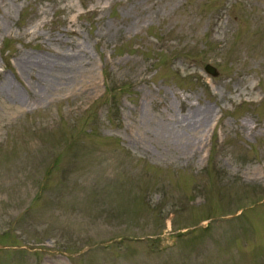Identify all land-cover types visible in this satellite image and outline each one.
<instances>
[{
	"label": "rangeland",
	"instance_id": "obj_1",
	"mask_svg": "<svg viewBox=\"0 0 264 264\" xmlns=\"http://www.w3.org/2000/svg\"><path fill=\"white\" fill-rule=\"evenodd\" d=\"M0 264H264V0H0Z\"/></svg>",
	"mask_w": 264,
	"mask_h": 264
},
{
	"label": "bare ground",
	"instance_id": "obj_2",
	"mask_svg": "<svg viewBox=\"0 0 264 264\" xmlns=\"http://www.w3.org/2000/svg\"><path fill=\"white\" fill-rule=\"evenodd\" d=\"M27 65H28V63H27ZM26 65V66H27ZM24 66H25V64H24ZM198 115L199 116H206V112H205V114H204V112H200V113H193L192 115H191V117L189 118V120H188V125L189 126H191L190 127V132H192L193 130L195 131L196 130V132L199 130V129H201V127H202V124H205L206 123V121H200V120H198V119H196L197 117H198Z\"/></svg>",
	"mask_w": 264,
	"mask_h": 264
},
{
	"label": "water",
	"instance_id": "obj_3",
	"mask_svg": "<svg viewBox=\"0 0 264 264\" xmlns=\"http://www.w3.org/2000/svg\"><path fill=\"white\" fill-rule=\"evenodd\" d=\"M205 71H206L207 73H209L210 75H212V76H216V75H217V73L215 72V69L212 68V67L209 66V65L205 66Z\"/></svg>",
	"mask_w": 264,
	"mask_h": 264
}]
</instances>
